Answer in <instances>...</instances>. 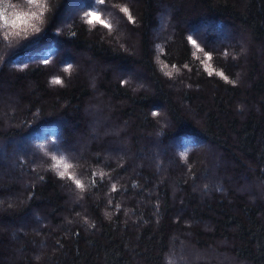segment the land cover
<instances>
[{
	"label": "trees",
	"instance_id": "obj_1",
	"mask_svg": "<svg viewBox=\"0 0 264 264\" xmlns=\"http://www.w3.org/2000/svg\"><path fill=\"white\" fill-rule=\"evenodd\" d=\"M69 1L0 22V264H264V0Z\"/></svg>",
	"mask_w": 264,
	"mask_h": 264
},
{
	"label": "rangeland",
	"instance_id": "obj_2",
	"mask_svg": "<svg viewBox=\"0 0 264 264\" xmlns=\"http://www.w3.org/2000/svg\"><path fill=\"white\" fill-rule=\"evenodd\" d=\"M80 5V3L75 2L74 0L69 1L66 4V8L64 10V13L61 16V21H69L71 16L73 15V12L75 11L76 8H78ZM167 20H171V17H168V14L166 15V13H164L161 17H160V23L159 26H157L156 29H158V31L160 30V33L162 31H164L168 24H166ZM155 29V30H156ZM207 29V30H206ZM206 30V33H208V35H212V37H214L212 39L213 42L215 43H222L224 42L225 39L229 38V36L231 35V29H229V27H216L215 24L214 25H210L207 26V24H203L202 28H201V33H204V31ZM55 40H53L51 42L54 43ZM63 52H67L70 54H73L71 51L68 50H64ZM11 59V58H10ZM10 62L14 63L13 59L10 60ZM9 62L5 61L3 63V66H6L7 69H11L9 66ZM3 114L5 115V112H3ZM90 136L89 137H84L81 136L82 138H78V143H76V148L78 149V152H84L83 150H85L87 147L85 145H87L89 142L93 143V141L96 142V136L94 135V132L92 131V128L90 130ZM88 139V142H83L84 139ZM11 147H13V150H9ZM26 146V138H18V139H12V140H5V141H1L0 142V160L2 159L3 161H5L6 163H9V166L11 168H15L16 166H19L18 162H19V156L22 154L23 150L25 149ZM16 147V148H15ZM85 148V149H84ZM4 152V155H3ZM38 167H41L39 165H37ZM23 174V173H22ZM168 264V263H167Z\"/></svg>",
	"mask_w": 264,
	"mask_h": 264
},
{
	"label": "snow or ice",
	"instance_id": "obj_3",
	"mask_svg": "<svg viewBox=\"0 0 264 264\" xmlns=\"http://www.w3.org/2000/svg\"><path fill=\"white\" fill-rule=\"evenodd\" d=\"M99 3L103 4L104 0H98ZM27 4L33 6L34 8L39 9V11H32V12H18V11H12L11 13L8 11L9 7L11 5L5 4L4 0H0V22H2V27L4 28H11L13 32L11 34L14 35H20L21 30L27 33L28 29L30 28L34 32H38L40 29L35 26L34 23H29L31 20H40L41 16L43 15L44 5L41 2V0H27ZM125 11H127L125 9ZM89 17L94 15V13H87ZM131 19V17H129ZM98 23H103V21H97ZM88 23H93V20L89 19ZM21 25H24L25 27L21 29ZM104 27H110L107 24H104ZM19 29V30H18ZM193 43H195L193 41ZM211 59V57H208ZM54 83H61L59 79L55 80ZM70 167V165L65 164L64 168L67 170V168ZM61 177L65 175L64 172L59 173ZM77 187H83L81 182L79 180L75 181Z\"/></svg>",
	"mask_w": 264,
	"mask_h": 264
}]
</instances>
